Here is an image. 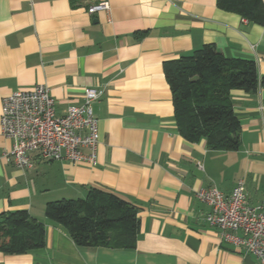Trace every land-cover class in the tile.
Masks as SVG:
<instances>
[{
	"label": "crops",
	"instance_id": "crops-1",
	"mask_svg": "<svg viewBox=\"0 0 264 264\" xmlns=\"http://www.w3.org/2000/svg\"><path fill=\"white\" fill-rule=\"evenodd\" d=\"M99 1L108 9L89 14ZM205 43L253 60L264 75V24L217 0H0V113L4 96L37 84L49 88L57 114L81 104L86 88L100 92L91 103L99 133L92 164L31 153L30 166L17 168L0 125V212L25 209L45 228L43 247L0 251V264H261L222 238L196 192L214 186L229 195L242 179L246 202H264V86L230 93L240 121L236 150L189 141L174 119L164 62ZM90 186L137 207L133 247H78L45 217L46 203L84 198Z\"/></svg>",
	"mask_w": 264,
	"mask_h": 264
},
{
	"label": "trees",
	"instance_id": "trees-1",
	"mask_svg": "<svg viewBox=\"0 0 264 264\" xmlns=\"http://www.w3.org/2000/svg\"><path fill=\"white\" fill-rule=\"evenodd\" d=\"M221 9L264 24L263 0H217ZM172 91L174 119L189 141L205 139L212 149L236 150L240 121L231 104V91L253 93L264 86L256 64L244 58H228L214 43L164 62ZM138 209L117 193L90 186L84 198L58 199L45 204L44 215L64 226L78 247H133L139 230ZM44 223L27 210L0 212V251L23 254L44 246Z\"/></svg>",
	"mask_w": 264,
	"mask_h": 264
},
{
	"label": "built area",
	"instance_id": "built-area-1",
	"mask_svg": "<svg viewBox=\"0 0 264 264\" xmlns=\"http://www.w3.org/2000/svg\"><path fill=\"white\" fill-rule=\"evenodd\" d=\"M108 9L106 1L87 8L89 14ZM100 92L86 88L83 101L57 114L55 101L45 84L28 91H13L2 98L0 125L2 134L13 141L7 158L17 168L31 164V153L48 161L69 160L92 164L97 158L98 122L91 103ZM196 197L208 204L206 220L221 230L222 238L242 246L264 264V202H246L244 181L238 180L229 195L214 186L200 189ZM242 236H236L235 231Z\"/></svg>",
	"mask_w": 264,
	"mask_h": 264
}]
</instances>
